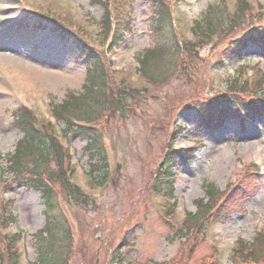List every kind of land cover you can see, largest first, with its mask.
Here are the masks:
<instances>
[{
    "label": "rangeland",
    "instance_id": "rangeland-1",
    "mask_svg": "<svg viewBox=\"0 0 264 264\" xmlns=\"http://www.w3.org/2000/svg\"><path fill=\"white\" fill-rule=\"evenodd\" d=\"M167 1L172 4L174 24L188 37L204 10L213 7L210 16L223 7L235 12L240 2ZM247 1L255 20H264V0ZM132 5L135 29L128 47L113 48L106 57L119 82L139 93L124 104L123 114L115 111L118 114L101 124L107 169L93 170L86 139L69 136L67 145L78 164L73 180L90 204L72 200L57 184L58 200L72 229L71 242L61 244L63 257L59 255L57 264H264V258L245 261L234 250L238 239L253 241L264 231V116L229 119L214 129L192 109L198 106L190 105L194 98H201L196 84L202 87L203 97H210L224 89L239 66L248 81L256 76L259 69L252 65L264 68V46H249L245 58L222 69L207 60L215 52L207 46L201 59L185 65L179 60L177 68L176 53L150 26L147 0H132ZM39 12L66 23L70 20L92 34L100 31L103 16L95 0H0V57L4 50L13 53V68L0 74V152L4 156L23 136L13 125L17 107L28 104L50 117L49 101L61 102L69 88L80 91L86 78L78 37L71 33L61 37L54 30L56 23L49 20L44 23L50 29H37ZM238 32L246 33L242 28ZM157 45L161 54L139 60ZM192 72L194 81H190ZM204 88H210L209 92ZM173 144L194 145L196 157L178 168L176 189L165 196L155 190V173ZM7 166L5 157L0 160V214L16 210L18 222L9 230L24 232L21 264H38L41 252L36 234L46 222L41 193L15 182L12 174L4 172ZM207 184L223 192L220 201L202 202L207 199ZM235 188L238 200L230 201L229 193Z\"/></svg>",
    "mask_w": 264,
    "mask_h": 264
},
{
    "label": "trees",
    "instance_id": "trees-1",
    "mask_svg": "<svg viewBox=\"0 0 264 264\" xmlns=\"http://www.w3.org/2000/svg\"><path fill=\"white\" fill-rule=\"evenodd\" d=\"M97 2L104 8V15L101 32L96 36L89 34L81 26L76 28L70 20L65 23L66 27L59 26L64 35L69 32L66 28L78 31L79 49L87 68L86 81L81 93L69 89L62 102L51 101L52 115L59 123L63 121L65 126L59 130L48 117L37 113L28 105H22L13 112V125L23 132V136L7 157L8 170L14 176L15 182L39 191L45 207L46 223L36 234L41 252L38 264H57L61 259L59 255L63 257L64 248H60L61 244L65 243L64 247L67 246L72 238L70 223L59 204L57 184L71 198L88 202V198L83 196L80 187L72 180L76 167L64 140L71 134L85 138L87 140L85 149L90 155L93 170L107 169V153L103 133L98 125L99 119L101 117L112 119L117 114L115 111L123 113V109H126L124 104L139 93L138 89L123 82H115L106 67L107 62L103 53L104 47L111 50L123 46L127 41L128 35L132 32V6L128 11H124L120 5L115 6L113 0ZM147 2L153 30L158 39H163L176 53L174 63L177 68L180 62L185 65L187 61H196L199 57L197 46L204 38L208 40L212 35L229 37L226 41L227 46L221 49L216 65L235 58L249 41H258L264 37V25L261 24L243 35L237 34L239 28L250 25L249 18H254L251 4L247 0H240L237 11L233 13L223 7L210 16V10L213 8L210 7L204 17L195 23V41L185 39L178 41L171 5L167 0ZM164 50L166 51V48ZM161 53L162 48L157 45L148 49L147 55L144 56L145 59L153 58ZM140 60L144 61L142 57ZM243 72V67L236 69L224 89L210 97H203L202 87L196 84L197 94L201 98H194L190 105L198 106L193 108L199 116L200 113L206 115L204 122L208 126L220 127L227 119L235 117L240 107L251 116L264 115V71L259 69V73L249 81L243 77ZM192 78L193 72L190 81H194ZM181 157H186V150L175 145H171L165 152L155 173V190L158 193L163 195L173 193L176 168L186 160V158L181 160ZM206 191L207 199H202L205 205L220 201L223 194L213 184L208 185ZM229 200H238L236 188L229 193ZM228 204L229 201L225 203ZM221 206L226 212L227 207ZM9 218L16 220L13 210L0 214V264H5L6 259L11 260V264H19L20 256L16 244L23 238V234L1 232ZM238 250L247 261L256 262L264 258V231H260L252 243L244 242Z\"/></svg>",
    "mask_w": 264,
    "mask_h": 264
},
{
    "label": "bare ground",
    "instance_id": "bare-ground-1",
    "mask_svg": "<svg viewBox=\"0 0 264 264\" xmlns=\"http://www.w3.org/2000/svg\"><path fill=\"white\" fill-rule=\"evenodd\" d=\"M13 55L12 52H9V50H6V52L2 53V57H0V74L4 72L10 71L13 66H12V60L11 56ZM17 57V56H14ZM73 69V68H72ZM65 70L69 71L67 67H65ZM56 75V74H54Z\"/></svg>",
    "mask_w": 264,
    "mask_h": 264
}]
</instances>
